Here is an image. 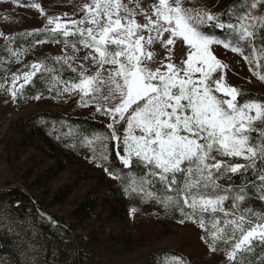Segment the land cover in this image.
<instances>
[{"label":"snow or ice","instance_id":"obj_1","mask_svg":"<svg viewBox=\"0 0 264 264\" xmlns=\"http://www.w3.org/2000/svg\"><path fill=\"white\" fill-rule=\"evenodd\" d=\"M28 6L45 15L39 3ZM20 35L33 43L9 49L14 57L44 43L61 45L62 54L12 73L4 91L13 103L38 74L49 92L78 94L79 106L94 105L109 121L83 139L90 163L118 181L126 196L178 213V223L196 226L210 251L223 252L225 264H264V208L248 204L264 205V129L254 135L256 122L264 124V99L241 100L249 94L225 82L227 65L213 48L241 55L250 71L255 61L259 69L264 0L220 13L185 6V0L147 6L87 0L68 19L48 16L43 29ZM175 48L183 54L179 60ZM253 75L264 80L259 71ZM236 176L243 179L236 183ZM135 212L131 208L130 216ZM175 264L185 262L175 257Z\"/></svg>","mask_w":264,"mask_h":264},{"label":"rangeland","instance_id":"obj_2","mask_svg":"<svg viewBox=\"0 0 264 264\" xmlns=\"http://www.w3.org/2000/svg\"><path fill=\"white\" fill-rule=\"evenodd\" d=\"M221 1L185 0L205 6L207 11L212 13L224 10ZM85 2L87 0H16L13 4L11 0H0V33L3 34L0 35V48L4 47V53L0 56V188L19 184L29 192L36 201L37 209L26 225L34 226L37 237L53 240L51 245L45 244L42 252L31 247L23 255L22 264H175V257H181L185 264H214L226 259L222 251L212 252L208 249L200 239L202 232L191 222L184 225L178 223V213L165 212L155 202H142L138 197L126 196L123 190L119 203L123 208V216L116 224L119 239H114L106 233L94 239L91 230L101 222L93 219L82 221L77 219L72 211L86 195L94 197L106 189L107 182H119L109 178L101 168L90 163V148L88 156L79 155L69 159L64 170L54 177H48L54 162V159L49 157L51 152L47 147L49 136L55 140L65 137L71 143L83 146L84 136L75 133L66 123L40 117L39 123L45 125L46 134L42 136L32 131L29 137L31 146L18 149L12 146L10 138L17 123L38 112L59 111L72 116L91 115L99 121L109 122L107 118L95 112L94 105L79 106L78 94L62 93L57 96L55 92L48 91L46 94H37L40 99L34 98L37 95L23 94L17 103H13L4 91L11 87L12 73L28 70L25 66L30 67L33 62L62 54L61 45L44 43L36 45L19 58L14 57L9 49L29 48L33 43V40L24 42L23 40L30 37L20 34L33 29H43L48 16L68 19ZM142 2L147 6L153 0ZM31 3H39L45 15L42 16L38 10L28 6ZM75 18H79V13ZM6 36H15V39L7 41ZM16 38H20L17 46L14 45ZM260 46L261 42L257 41V48ZM213 48L217 58L227 65L223 70L227 84L242 93L264 96V80L253 75L254 71L264 75V59H261L259 69L254 61L250 71L249 64L241 55L221 46L214 45ZM155 50L160 52L159 58H162V50ZM248 52L250 49L246 48V54ZM83 54L82 52L81 55ZM182 55L179 48L174 49L175 59L179 60ZM67 76L68 73H65L64 78L67 79ZM243 99L246 97L241 98ZM27 127L30 129L29 125ZM261 129H264V124L257 121L254 135ZM236 162L244 161L237 159ZM40 175L43 176L42 179L34 181ZM75 179L78 183L70 195L63 202H56L54 195L59 187ZM131 208H135L136 212L130 216ZM0 220L7 222L3 217ZM58 240L59 246L56 248L54 246ZM0 264H9L8 259L1 254Z\"/></svg>","mask_w":264,"mask_h":264},{"label":"trees","instance_id":"obj_3","mask_svg":"<svg viewBox=\"0 0 264 264\" xmlns=\"http://www.w3.org/2000/svg\"><path fill=\"white\" fill-rule=\"evenodd\" d=\"M221 2H223V8L225 10L233 4L239 6L241 3L246 2V0H222ZM185 6L207 11V7L192 2H185ZM36 38L43 39L44 36L40 35ZM18 39L20 38H16L17 41L14 44L15 46L19 45ZM31 40L32 38L30 37L23 41L29 43ZM3 50L4 47L2 46L0 48V56L3 55ZM34 80V87L27 86L24 94L28 96L46 94L48 92V86L40 79L39 74ZM246 99H264V96L250 93L246 96ZM40 117L54 122L66 123L69 128L73 131L75 130V133L84 137L85 135L91 137L93 130L102 131L107 124L95 119L91 115L72 116L71 114H63L59 111L38 112L23 118L17 123L10 138L13 147L18 149L31 146L32 142L29 137L32 131L42 136L46 134L44 129L45 125L39 123ZM28 125L30 129L27 127ZM74 143L75 142L71 143V141L65 137L61 138V140H55L49 136L47 141V147L51 152L49 157L54 159L49 170V178L56 176L60 171L64 170L67 167V161L69 159H73L79 155H89L88 147L79 146ZM43 151L46 150L43 149ZM42 177L43 176L40 175L34 181H39ZM242 179L243 177L241 176L235 177L236 183H239ZM77 183L78 180L75 179L61 185L54 195V200L56 202H63L70 195ZM122 195L123 192L119 183L107 182L106 189H103L94 197L86 195L72 213L77 219L82 221L93 219L101 222L99 226L91 230L94 239L100 237L103 233L111 235L114 239H119L120 235L117 232L116 224L117 220L123 216V208L119 205ZM248 204L254 206L257 210L264 208V205H261L257 199L250 200ZM36 209L37 204L35 199L29 192L24 190L21 185L13 184L10 187L0 188V218L3 217L7 220V222L0 220V254L8 259L9 264H22L23 255H25L31 247L42 252L46 247V243H48V245L53 243V240H49V238L37 237L34 233V226L26 225ZM37 227L39 228V226ZM58 246L59 240L54 247L57 248ZM225 260L226 259L214 264H225Z\"/></svg>","mask_w":264,"mask_h":264}]
</instances>
